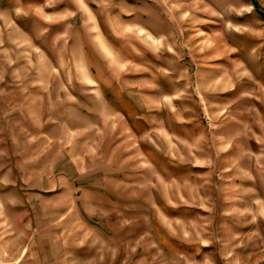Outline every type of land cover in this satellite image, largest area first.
<instances>
[{"label":"rangeland","instance_id":"374dc122","mask_svg":"<svg viewBox=\"0 0 264 264\" xmlns=\"http://www.w3.org/2000/svg\"><path fill=\"white\" fill-rule=\"evenodd\" d=\"M0 264H264V0H0Z\"/></svg>","mask_w":264,"mask_h":264}]
</instances>
